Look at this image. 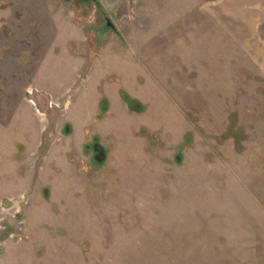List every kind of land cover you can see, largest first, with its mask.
Wrapping results in <instances>:
<instances>
[{
  "label": "rangeland",
  "instance_id": "obj_1",
  "mask_svg": "<svg viewBox=\"0 0 264 264\" xmlns=\"http://www.w3.org/2000/svg\"><path fill=\"white\" fill-rule=\"evenodd\" d=\"M0 264H264V0H0Z\"/></svg>",
  "mask_w": 264,
  "mask_h": 264
},
{
  "label": "trees",
  "instance_id": "obj_2",
  "mask_svg": "<svg viewBox=\"0 0 264 264\" xmlns=\"http://www.w3.org/2000/svg\"><path fill=\"white\" fill-rule=\"evenodd\" d=\"M122 95H123V97H124L126 100H128V102L133 101L132 98H129L128 94H126L125 92H122ZM103 111H106V110H103ZM96 144H98V142H95V146H96ZM95 149H96V148H95Z\"/></svg>",
  "mask_w": 264,
  "mask_h": 264
},
{
  "label": "flooded vegetation",
  "instance_id": "obj_3",
  "mask_svg": "<svg viewBox=\"0 0 264 264\" xmlns=\"http://www.w3.org/2000/svg\"><path fill=\"white\" fill-rule=\"evenodd\" d=\"M107 27H111V28H114V25L108 20L107 21ZM95 152H96V149H95Z\"/></svg>",
  "mask_w": 264,
  "mask_h": 264
}]
</instances>
